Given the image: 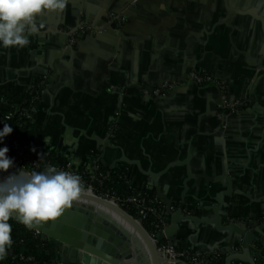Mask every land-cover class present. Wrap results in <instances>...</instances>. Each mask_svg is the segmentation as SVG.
I'll return each mask as SVG.
<instances>
[{"label":"crops","instance_id":"0c3cea01","mask_svg":"<svg viewBox=\"0 0 264 264\" xmlns=\"http://www.w3.org/2000/svg\"><path fill=\"white\" fill-rule=\"evenodd\" d=\"M112 13L126 18L119 29ZM35 23L27 46H0V113L39 88L26 134L37 151L79 166L97 158L158 196L155 176L173 210L184 202L185 214L213 217L222 205L224 222L264 232V0H68ZM81 24L94 33L72 45ZM195 74L221 81L228 101L245 107L225 109L220 88ZM207 230L188 227L186 246L217 245L221 235ZM42 236L58 264H79L75 249ZM241 244L233 234L222 245Z\"/></svg>","mask_w":264,"mask_h":264},{"label":"water","instance_id":"95a60500","mask_svg":"<svg viewBox=\"0 0 264 264\" xmlns=\"http://www.w3.org/2000/svg\"><path fill=\"white\" fill-rule=\"evenodd\" d=\"M14 172L16 171L11 168L7 173L0 174V179ZM152 179L156 182L155 176ZM153 182L152 188L156 189L158 197L165 203V213L171 217L166 231L157 235V241L149 235L141 220L136 219L130 212L86 190L57 220L34 224L32 229L75 249L79 264H166L167 258L161 256L157 249V242L166 240L173 246L181 244L183 249L194 253L211 255L224 250L227 253L225 264H234L236 261L257 264L253 247L257 242L255 233L264 236L261 228L240 221L224 222L220 214L222 205L213 208V217L185 214L184 202L178 209L173 210L171 200ZM185 194L186 191L183 197ZM12 218L22 223L20 217ZM208 226L221 235L216 239L217 245L207 248H202L201 245L186 246L187 237L183 235V231L191 227L196 228L197 233L205 232L209 235ZM233 234L242 239L241 248L236 252L232 246L222 245ZM198 244L207 246L205 242ZM182 264L191 263L184 261Z\"/></svg>","mask_w":264,"mask_h":264},{"label":"clouds","instance_id":"9594fccd","mask_svg":"<svg viewBox=\"0 0 264 264\" xmlns=\"http://www.w3.org/2000/svg\"><path fill=\"white\" fill-rule=\"evenodd\" d=\"M68 0H0V46L25 47L28 34L39 31L35 19L44 11H63ZM11 119V117H8ZM14 131L5 123L0 130V144ZM47 144L50 138H44ZM34 151V149H33ZM9 148H0V174L15 166ZM85 191L81 177L48 166L44 171H20L0 179V261L12 246L13 216L21 218L29 229L34 224L55 221L73 206Z\"/></svg>","mask_w":264,"mask_h":264},{"label":"built area","instance_id":"2783aa9c","mask_svg":"<svg viewBox=\"0 0 264 264\" xmlns=\"http://www.w3.org/2000/svg\"><path fill=\"white\" fill-rule=\"evenodd\" d=\"M109 24L119 29L122 27L126 18L122 13L115 14L112 13L109 17ZM92 32L86 26L81 24L77 30L70 33V43L73 45L80 35H86ZM193 79L201 84L214 83L221 90V100L223 107L229 111H238L245 107L243 101L236 100L234 102H229L227 94L224 90V86L221 81L216 80L208 75H193ZM175 86L170 83L164 85V89H173ZM39 93V88L37 89ZM158 94H160L158 92ZM37 96H34L32 101L33 108L35 110V100ZM27 103V99L22 100V102L16 106L14 109L8 112L0 113V121L3 119L5 121L10 120L8 117L14 118L16 115L22 118L26 117L28 121L32 120L33 113L30 111L23 112L22 108ZM14 131L4 138V142L0 144V148H9V157L15 160V166L12 168L15 171H44L48 166H54L57 170H63L71 172L74 175H79L81 177V184L84 186L86 191H89L99 197L107 199L120 207L124 208L130 212L136 219L141 220L142 224L145 226L151 217H155L154 221L151 220L148 225L151 227L150 230L147 229L149 235L157 241V235L164 233L168 228V223L165 219L158 215V209L162 206L160 204L159 197L156 195L150 196L143 191H138L137 193L122 195L115 191L107 189L106 183L108 180L113 179L111 173L106 172V170L101 166L97 158L93 159L92 163L89 165H76L69 161L66 162H53L47 159L43 154L35 149V146L27 140L26 134L19 129V124L12 126ZM3 127L0 125V130ZM112 135V134H111ZM34 149V151H33ZM11 153V154H10ZM260 224L264 230V217L260 220ZM37 234H41L35 231ZM42 235V234H41ZM157 249L161 256L167 258L166 264H182L184 261H188L191 264H212V262L219 256V253L211 256L209 254L194 253L191 250L183 249L179 246H173L168 240L163 242H157ZM240 250V247H233V251ZM24 258V257H23ZM28 261H34L33 257L27 258Z\"/></svg>","mask_w":264,"mask_h":264},{"label":"trees","instance_id":"16d2710c","mask_svg":"<svg viewBox=\"0 0 264 264\" xmlns=\"http://www.w3.org/2000/svg\"><path fill=\"white\" fill-rule=\"evenodd\" d=\"M40 93H37V89L31 91L27 94L26 99L27 103L23 106L22 111H30L34 112L33 108V97L37 96L35 100V104L39 101ZM4 113V112H1ZM10 124L14 126L15 124H19V129L23 133H27L31 127L32 122L28 121L26 117L22 118L19 115H16L14 118L10 120H1L0 125L3 127L4 124ZM11 154V153H10ZM106 172L111 173L113 179L107 181L106 186L107 189L115 191L122 195L137 193L138 191H143L150 196L154 195V191L149 190L147 188L137 190L130 188L129 184L121 177V171L109 170L105 169ZM158 215L161 216L166 221L168 220V216L165 213L163 205L158 209ZM264 217V213L261 215L260 220ZM155 217H151V219L145 223V226L148 230L151 227L148 223L153 220ZM9 223L12 227V246L8 249L7 254L4 259L0 261V264H58L57 261L54 260L52 256V246L48 239L44 238L41 234H37L35 230L32 228H27L23 223L16 221L11 218ZM256 244V243H255ZM219 253V256L212 262V264H225V258L227 256L226 251H216L211 256ZM24 257V258H23ZM33 257L34 261H28L27 258ZM257 264H264V259L258 258L256 259Z\"/></svg>","mask_w":264,"mask_h":264}]
</instances>
